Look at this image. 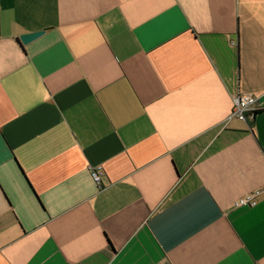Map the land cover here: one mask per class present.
Masks as SVG:
<instances>
[{"label": "crops", "instance_id": "1", "mask_svg": "<svg viewBox=\"0 0 264 264\" xmlns=\"http://www.w3.org/2000/svg\"><path fill=\"white\" fill-rule=\"evenodd\" d=\"M0 264H264V0H0Z\"/></svg>", "mask_w": 264, "mask_h": 264}, {"label": "built area", "instance_id": "2", "mask_svg": "<svg viewBox=\"0 0 264 264\" xmlns=\"http://www.w3.org/2000/svg\"><path fill=\"white\" fill-rule=\"evenodd\" d=\"M256 98L252 94H239L235 96L233 101V110L229 117H236L240 120H247L257 111ZM93 180L100 185L102 172L98 169H90ZM101 186V185H100ZM262 193V190L244 194L234 201V206H252L256 203L257 197Z\"/></svg>", "mask_w": 264, "mask_h": 264}, {"label": "water", "instance_id": "3", "mask_svg": "<svg viewBox=\"0 0 264 264\" xmlns=\"http://www.w3.org/2000/svg\"><path fill=\"white\" fill-rule=\"evenodd\" d=\"M43 33V31H36V32H30V33H25L19 36L20 42L22 44H26L29 41L37 38L38 36H40Z\"/></svg>", "mask_w": 264, "mask_h": 264}, {"label": "trees", "instance_id": "4", "mask_svg": "<svg viewBox=\"0 0 264 264\" xmlns=\"http://www.w3.org/2000/svg\"><path fill=\"white\" fill-rule=\"evenodd\" d=\"M255 113H257V112H255ZM255 113H254V114H255ZM254 114H253V115H254Z\"/></svg>", "mask_w": 264, "mask_h": 264}]
</instances>
